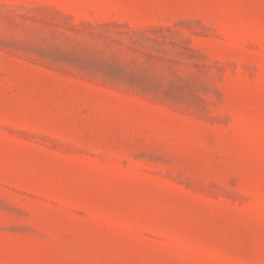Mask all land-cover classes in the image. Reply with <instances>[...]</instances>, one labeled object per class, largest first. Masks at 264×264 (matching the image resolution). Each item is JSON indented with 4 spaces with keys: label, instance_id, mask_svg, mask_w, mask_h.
<instances>
[{
    "label": "rangeland",
    "instance_id": "374dc122",
    "mask_svg": "<svg viewBox=\"0 0 264 264\" xmlns=\"http://www.w3.org/2000/svg\"><path fill=\"white\" fill-rule=\"evenodd\" d=\"M0 264H264V0H0Z\"/></svg>",
    "mask_w": 264,
    "mask_h": 264
}]
</instances>
